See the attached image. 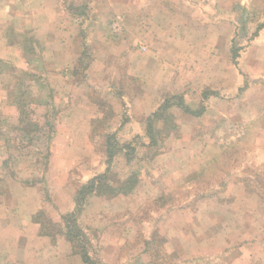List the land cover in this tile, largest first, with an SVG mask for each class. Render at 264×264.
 <instances>
[{
	"label": "crops",
	"instance_id": "1",
	"mask_svg": "<svg viewBox=\"0 0 264 264\" xmlns=\"http://www.w3.org/2000/svg\"><path fill=\"white\" fill-rule=\"evenodd\" d=\"M13 1L18 9L23 10L24 7L26 27H30L31 32L23 45L12 42L11 26L3 31L0 43L2 70L5 67L10 70L21 69L19 64L23 60L27 63L26 67H22L23 70L29 66L28 62L32 65L31 72H22L37 76L33 68L36 64L32 63L36 60L32 58L31 61L29 57L31 53L41 52L40 74L37 78L45 85L56 76L70 82L78 74L76 66H73L77 51L75 40L81 42L93 31L99 32L104 35L101 40L104 59L115 60L125 56L122 66L131 70L132 73L128 71V75L135 77V88H131L133 91L128 93L136 94L128 97L133 104V115L151 114L153 110L150 107L155 100L159 101L160 94L172 87L184 88L185 92L189 88L201 91L204 100L212 97L223 99L224 94L228 93L227 98L233 102H229L233 106L229 112L231 120L234 121L235 117H240L239 114L249 109L247 117L255 125L256 120L260 122L263 135L260 134L259 140L264 141V0ZM96 8L99 12H95ZM13 17L21 16L14 11ZM118 38L122 42L113 43ZM55 51L54 62L44 60L45 54ZM102 62L97 60L88 63L96 69L100 68L103 77L96 83L106 86L114 77L107 75L108 65ZM71 86L76 91L73 94H77L78 85L71 83ZM88 89L93 91L92 87ZM239 91L242 94L249 93L247 98L244 96L247 106L243 110H238L234 104L236 99L243 96ZM94 93L113 94V91L105 88ZM227 115L225 111L221 113L222 117ZM233 124L227 137L228 145L222 144L223 148L247 137L252 127V124L248 128ZM258 153L259 157L250 159L253 164L264 163V153L261 155L259 149ZM165 155H158L154 161H150L152 169L149 168L146 175L151 180L153 192L161 193L155 206L161 211L158 227L161 226L163 233L168 231V242L176 248L182 245L188 248L192 256L185 253L184 259L191 258L190 263L193 264H264V217L261 220L258 215L260 210L264 215V196L256 191L251 192L239 180V169L228 170L229 165L224 157L218 159L221 171L217 178L220 183L215 186L209 174L210 166L215 163L213 160L207 157L185 159L190 169L184 176L177 178L170 175L173 172L166 168L172 170L168 166L178 163L181 156ZM79 159L75 157L68 163ZM94 169L98 171L97 163ZM105 172L102 169L94 174V170H90L77 184L84 186L86 181ZM11 176L14 183L18 184L17 177ZM67 177L63 180L64 187H69L67 193L73 194L67 185ZM6 180H10V176ZM27 182L22 183L27 190H18L20 198L12 200L13 197L8 195L0 199V264H85L72 252L65 235L51 237L42 234L43 220L38 221L36 216L52 211L48 202L41 201V197L40 205L34 201L29 203L36 200L35 189L38 184ZM64 187L60 189V196L65 195ZM180 189L183 190L181 194L178 193ZM77 191L74 199L71 198L68 203L57 204L56 213L53 214H57L58 223H61L62 216L78 210ZM177 194L181 196L177 197ZM0 198H3L1 193ZM17 199L21 202L19 205L16 204ZM95 200L89 202L90 209L94 207L101 211V208H106L105 201ZM237 241L248 242L255 250L250 251L248 256H241V252H236V245H240L234 244ZM211 248L218 250L210 254ZM172 253L173 250H169L168 256L174 255Z\"/></svg>",
	"mask_w": 264,
	"mask_h": 264
},
{
	"label": "rangeland",
	"instance_id": "2",
	"mask_svg": "<svg viewBox=\"0 0 264 264\" xmlns=\"http://www.w3.org/2000/svg\"><path fill=\"white\" fill-rule=\"evenodd\" d=\"M102 5L105 7L104 2ZM97 9L95 12H99ZM14 11L21 17L14 18ZM23 13H25L24 7L23 10L18 9L13 0H0V38L3 36V31L11 26L12 42L25 45L31 30L30 27H26ZM37 37L40 41L38 34ZM103 37V34L93 31L85 40L84 38L81 42L75 40L77 51L73 66H76L78 74L70 82L56 76L45 85L37 78L40 74L39 66L43 54L41 52L31 53V56L29 54L31 61L32 58L36 60L32 63L36 64L33 68L37 76L22 72H31L32 65L28 62L29 66L23 70L22 67H26L27 64L23 60L19 64L21 69L10 70L9 67H5L4 71L0 68L2 72L0 73V193L3 197L0 199L3 200L8 195L13 197L12 200L20 198L18 190L20 188L27 190L26 185L22 183L25 184L26 181L28 184L37 183L36 200L33 199L29 203L32 204L34 201L40 205L41 197V201L48 202V207L52 211L50 213L45 211L48 219L58 223L60 220L56 219L57 214H53L56 213L57 204L68 203V200L74 199L75 191L83 185L77 183L82 181L85 173L90 170H94V174L102 169L106 171L109 166L106 163L107 149L109 144L113 145L118 155L111 166L112 174L118 180H124L131 172L136 171L140 174V181L136 189L126 196L86 197L84 205H88L82 208L78 221L85 234L84 237L89 241V243L83 241V252H88L94 264H193L190 263L191 258L184 259L185 253L192 256L191 251L189 252L183 245L176 248L173 243H169L168 231L163 233L161 226L158 227L161 211L155 204L161 193L153 192L151 180L146 175L149 168L152 169L150 161L164 154L166 157L181 156L178 163L171 166L167 164L172 170L166 168L173 172L170 175L181 178L190 169L185 159L207 157L208 160L215 162L210 166L209 174L211 180H214V185L218 186L220 180L218 182L217 176L221 171L218 159L224 157L229 165L228 170L239 169L241 172L239 180L244 182L251 192L256 191L264 196V163L253 164L250 160L259 157L258 149L261 155L264 153V141L259 140L260 134L263 135L260 122L256 120L255 125L253 120L248 119L246 113H249V109L239 114L240 117H235L234 121L231 120L229 112L233 108L231 105L233 102L227 98L228 93L224 94L223 99L212 97L204 100L201 91L197 92L189 88L185 92L184 88L174 87L163 91L160 100L153 102L155 105L147 106L152 108L151 114L133 115L131 112L133 104L128 97L136 94L128 93L133 91L131 88H135L133 87L136 83L133 79L135 77L128 75L127 72L131 70L129 68L126 70V67L122 66L125 56L115 60L104 59L105 51L101 45ZM118 42L121 43L122 39L118 38L113 43ZM56 53L55 51L53 54H45L44 60L54 62ZM97 60L104 61L108 65L107 75L114 77V80L106 86L96 83L103 77L100 68L89 66L88 62ZM102 64L105 65L103 62ZM86 65L89 66L87 69ZM71 83L78 85L77 94H73L76 91ZM90 87L93 91L88 89ZM105 88H111L113 94L94 93ZM87 91L90 94H83ZM239 94L242 92L239 91ZM247 94L249 93L244 92L242 97L234 101L235 108L243 110L247 106L244 97L247 98ZM180 102H183V106L186 103L188 106L185 104V107L190 110L202 111V116L188 114ZM224 111L228 113L227 117L221 116ZM155 114L161 115L149 120ZM22 118L23 122H20ZM233 123L246 128L252 124L249 128L250 133L230 147L223 148L222 144L228 145L227 137ZM150 124L160 132L156 136L154 131V141H158L157 148L145 146L152 141L150 135H147ZM173 125H176L175 130L172 128ZM240 133H242L241 129ZM125 145L131 147L126 148ZM75 157H80V161L68 163ZM128 157H132L133 161L128 162ZM94 160L96 161L94 164L98 165V171L94 169L92 163ZM11 174L17 177L18 184L14 183ZM67 175V185L70 186L73 194L67 193L69 187L67 189L64 187L63 180ZM9 176L10 180H6ZM166 179L172 182L169 178ZM62 187L66 190L64 196L59 195ZM182 191L180 189L178 193ZM178 196L181 195L177 194ZM95 199L105 201L106 208H101V211L94 207L90 209L89 202L91 200L95 202ZM19 203L21 202L17 199L16 204ZM262 205L264 206V201ZM261 214L262 211H258L259 218L263 220L264 215ZM57 231L58 227L51 229L54 234H57ZM234 244H240L235 248L236 252H241V256H248L250 251L255 250L248 242L237 241ZM70 245L73 250L71 243ZM247 248H249L248 252ZM240 249L242 251H239ZM169 250L174 252L171 257L168 256ZM217 250L218 248H211L210 254ZM77 251L72 252L87 264L81 253L82 250L78 248Z\"/></svg>",
	"mask_w": 264,
	"mask_h": 264
},
{
	"label": "trees",
	"instance_id": "3",
	"mask_svg": "<svg viewBox=\"0 0 264 264\" xmlns=\"http://www.w3.org/2000/svg\"><path fill=\"white\" fill-rule=\"evenodd\" d=\"M182 105V108L187 112L191 113L195 116H200L202 114L201 112H195L194 110H190V108L185 107V104L183 106V102H180ZM161 114H155L153 117H151L149 120H154L155 118L159 117ZM20 122H23V118L20 120ZM175 126L173 125L172 128L175 130ZM22 131H25V129H22ZM154 131H156V136L160 133L157 130L153 128V126L150 124L147 128V135H150L152 140L149 144L145 145L146 147H158V141H154ZM131 147V145H125L124 147L128 148ZM118 152L116 151L115 146L110 145L107 149V164L109 165L106 169V172L103 174H100L94 178H92L90 181L87 182L84 186H82L76 194V202L79 205L78 210L66 214L62 216L61 223H55L50 218L48 219L47 215L45 213H42L40 215H37L36 218L42 219V234L56 237V235L63 234L65 235L66 239L72 244L74 252H78L77 249L80 248L82 250V255L84 258V261L87 264H94V262H91V256L88 254V252H83V241H87L89 243L88 239L85 238V234L81 228L79 221V215L82 212V207L86 201V197L92 196V195H98V196H110L111 198L117 197V196H126L130 192L134 191L139 184L140 181V174L139 172L133 171L128 175L124 180H118L116 176L112 174L111 166L113 164L114 159L117 157ZM155 158V157H154ZM128 162H132L133 158L128 157ZM82 206V207H81ZM41 223V222H40ZM58 227L57 234H54L51 232V229ZM82 241V242H81Z\"/></svg>",
	"mask_w": 264,
	"mask_h": 264
}]
</instances>
